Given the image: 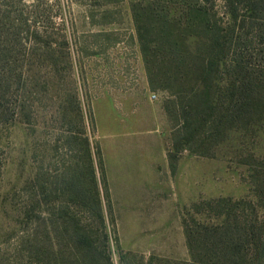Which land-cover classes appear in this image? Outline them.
<instances>
[{
  "label": "rangeland",
  "instance_id": "1",
  "mask_svg": "<svg viewBox=\"0 0 264 264\" xmlns=\"http://www.w3.org/2000/svg\"><path fill=\"white\" fill-rule=\"evenodd\" d=\"M216 4L218 26L232 45L210 92L222 105L227 98L220 102L218 91H234L232 104L244 103L249 114L223 126L217 112L205 115L196 141L177 152L174 142L184 134L179 104L191 87L203 86L196 83L200 60L195 53L187 68L168 56L146 60L137 32L144 24L134 13L146 4L0 0V21L7 19L0 23V52L7 53L0 54V264H55L33 251L59 245L49 220L99 217L86 160L80 195L56 183L66 172L78 176L83 155L80 142H67V131L78 130L75 95L87 136L103 153L109 198L101 191L102 208L115 218L118 236L111 241L113 264H121L120 251L153 258L151 264H252L248 236H264V85L250 84L264 76V24L245 8L235 21L223 1ZM152 27L145 37L164 43L158 23ZM189 29L190 50L207 57L206 34ZM162 72L174 76L171 85ZM241 87L253 94L243 96ZM228 105L219 108L225 116ZM45 231L51 236L43 241ZM33 232L40 243L32 242Z\"/></svg>",
  "mask_w": 264,
  "mask_h": 264
},
{
  "label": "trees",
  "instance_id": "2",
  "mask_svg": "<svg viewBox=\"0 0 264 264\" xmlns=\"http://www.w3.org/2000/svg\"><path fill=\"white\" fill-rule=\"evenodd\" d=\"M218 0H138V4L145 8L141 11L134 10L137 22H142L144 25H137V32L141 41L143 53L154 55L155 57L162 56L163 58L168 56L173 58L178 63L180 68H187L191 66L188 64V60H194V54H198V69L196 83H202V88H199V84L191 87L188 91L190 98H181L179 104L178 113L181 116L182 129L184 134L178 140L174 142L175 151L179 152L182 148L190 145L193 141H196V134L199 132V128L202 123L205 122L204 116L214 115L216 112L220 116L218 124L223 126L227 122L228 118L233 121H240L245 119L249 114L248 108L244 103L239 107L238 103L234 106L232 104L236 99V94L229 89H221L218 91V97L220 100L221 96H226L227 102L219 105L218 100L215 99V92H210L211 88L216 87L215 74L220 71L222 67L224 56L229 51V47L232 45L231 40L227 39L225 35L221 33V28L218 26V22L215 16V8ZM225 3V7L228 12L232 15L235 21H238L239 10L241 8L247 9L250 13V18L257 22L264 24V0H221ZM111 2V1H108ZM179 12L183 16L177 18L176 13ZM154 18V19H153ZM156 18V20H155ZM4 26L7 24V19L4 18L0 23ZM149 22V24H148ZM159 25V40L164 43L155 42L152 38L147 39L145 34L150 28ZM193 26H199L206 34L204 39V45L207 47V57H200L198 48L194 52L190 50L188 45L190 35L189 32L194 34V31H190L189 28ZM199 34L196 33V37ZM31 40V37L27 38ZM264 42V39H262ZM191 42V41H190ZM197 42H201L198 40ZM196 42V43H197ZM202 51V49L200 50ZM199 51V52H200ZM2 52V53H1ZM0 54L6 57V49L1 50ZM197 59V61H198ZM196 61V64H197ZM149 62V60H148ZM192 67V66H191ZM244 70V68H243ZM163 76L167 78V83L172 84L174 76L169 77L166 73L162 72ZM179 81V78H178ZM149 82L151 88H155L154 75L149 73ZM215 82V84H214ZM177 83V79H175ZM249 83L245 82L247 86ZM261 86L264 85V76L255 78L251 81L250 85ZM169 85V86H170ZM169 86H162L161 88L170 91L173 96H181L180 93H176ZM182 89L185 88V84L181 83ZM209 86H211L209 88ZM206 90V91H205ZM182 92V90L180 91ZM243 96L246 94H253V90L250 91L246 87H241ZM250 96V95H249ZM195 97L197 101L194 102ZM76 109L72 111V114L76 115V127L78 128L76 133L73 131H67V142L77 141L80 142L81 151L83 155L79 165L76 166L78 176L74 174L68 175L67 172L61 174L57 178L56 183L62 187L60 190H67L70 194L74 192L75 195H80V186L83 183V176L81 175V161L86 160V175L88 181L91 184V195H92V210L98 213L99 217H55V219L49 220V229L52 236L59 243V245H51L48 248L40 250V248H34L33 251L37 255L42 257L45 262H55V264H113L111 256V241L115 240L118 242L116 222L114 217H104L102 208V197L103 193L106 200L109 198L108 183L105 174V165L103 160V153L100 145L94 148L87 136L86 130L83 126L84 116L80 106V102L75 95ZM217 100V101H216ZM231 100V101H229ZM229 103L227 108V116L221 113L219 108L223 109L225 105ZM202 106H201V105ZM232 105L234 107H232ZM236 107V108H235ZM238 107V109H237ZM202 109L201 111L199 110ZM241 108V110H240ZM240 110V111H238ZM68 108H64L63 117L68 118ZM196 113H193V112ZM22 112V111H21ZM22 114H24L22 112ZM173 111H171V115ZM176 114V113H175ZM26 118V115H24ZM219 118V117H218ZM218 118L214 122H217ZM82 126V127H80ZM169 157H174L170 155ZM78 160V157H77ZM98 170L100 173V181L98 176ZM71 171V170H70ZM71 173V172H70ZM264 185V180L262 181ZM102 191V193H101ZM45 231V238L50 239L51 236ZM32 242L40 243V235L31 233ZM44 237V235H43ZM264 236L258 232L249 234L248 239L252 241L255 246L252 253L253 261L252 264H263L264 262ZM154 259L151 258L149 262H145L143 258H140L137 254L131 252L120 251V262L121 264H151Z\"/></svg>",
  "mask_w": 264,
  "mask_h": 264
},
{
  "label": "built area",
  "instance_id": "3",
  "mask_svg": "<svg viewBox=\"0 0 264 264\" xmlns=\"http://www.w3.org/2000/svg\"><path fill=\"white\" fill-rule=\"evenodd\" d=\"M152 98H153V99H156V96H155V95H153V96H152Z\"/></svg>",
  "mask_w": 264,
  "mask_h": 264
},
{
  "label": "crops",
  "instance_id": "4",
  "mask_svg": "<svg viewBox=\"0 0 264 264\" xmlns=\"http://www.w3.org/2000/svg\"><path fill=\"white\" fill-rule=\"evenodd\" d=\"M117 155H118V158L120 157V155L117 153Z\"/></svg>",
  "mask_w": 264,
  "mask_h": 264
}]
</instances>
